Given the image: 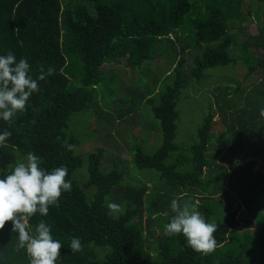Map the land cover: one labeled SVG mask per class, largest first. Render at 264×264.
Masks as SVG:
<instances>
[{"label":"trees","instance_id":"1","mask_svg":"<svg viewBox=\"0 0 264 264\" xmlns=\"http://www.w3.org/2000/svg\"><path fill=\"white\" fill-rule=\"evenodd\" d=\"M242 1L0 0V55L11 52L17 61L26 59L33 78L53 69L52 75L38 81L39 90L29 97L24 112L7 122L0 120V130L11 133L0 145V174L28 153L40 157L41 167L48 171L67 168L65 179L71 190L61 193L47 216L36 214L29 221L34 228L43 220L53 239L61 242L56 264H264V60L259 55L247 63L245 57L251 48L264 51V22L258 18L256 33L240 42L245 55L234 56L232 32L235 26L243 29L237 23L246 15ZM163 45L179 52L165 77L171 78L170 83L151 105L161 143L152 153L136 144L130 162L120 160V168L109 169L102 168L104 151L97 148L86 156V171L78 174L83 158L76 148L82 140L67 128L75 113L88 111L90 117H99L103 112L99 108L103 83L113 78L103 66L126 57L139 71L163 54ZM187 50L196 54L185 70L182 55ZM235 64L244 66L243 79L252 78L250 84L218 78L235 86H216L213 100L207 94L201 122L183 153L174 139L184 91L191 83L209 86V69ZM158 82L156 77L149 80L139 99L151 103L150 92ZM132 94L135 98L136 91ZM136 102L132 99L125 106V101L115 100L112 118L131 115ZM216 114L223 128L214 134ZM79 119L73 118L71 124ZM213 137L218 147L214 151L222 153L220 160L226 165L211 168ZM132 162L157 172V180L149 184V173L148 178L125 179L123 170L129 163L132 169ZM172 199L217 225L213 252L193 251L182 235L164 234L174 215L169 208ZM108 202L119 204L121 211L108 215ZM241 203L247 214L239 210ZM249 224L253 232H236ZM146 236L152 239L147 247ZM73 237L81 240L80 252L69 249ZM30 260L25 249L17 247V234L6 222L0 231V264H30Z\"/></svg>","mask_w":264,"mask_h":264},{"label":"rangeland","instance_id":"2","mask_svg":"<svg viewBox=\"0 0 264 264\" xmlns=\"http://www.w3.org/2000/svg\"><path fill=\"white\" fill-rule=\"evenodd\" d=\"M256 9H258L257 12ZM241 10L246 15L245 18L240 19L237 23L242 24L243 29L235 26L232 32L235 39L231 46V53L234 56L245 55V53L240 51V42L247 38L249 34L256 33L258 22H264V4H258L255 0H243ZM166 47L167 46L163 45V54L144 65L139 71L138 69L133 70L130 67L126 57H123L118 63L103 66V69L107 68L109 71L106 74L109 76L112 75L113 77L105 78V83H103V100H101L99 107H102L103 112L100 111L101 113L99 117H90L91 114L88 111L75 113L72 115L67 128V131L73 132L82 140V143L76 148V154L83 158V164L77 171L78 174L86 171V156L89 152L94 151L97 148H102L104 151L101 161L102 168L109 169L111 166L120 168V160L130 162L136 144L141 145L145 152L152 153L161 143V134L158 128L159 122L154 118L151 112V105L153 103H157L159 92L163 90L165 84L170 83L171 78L169 79L167 76V79H165V77L167 72L173 68L179 52V50L176 49L174 54ZM195 54L196 52L187 50L182 55L185 60V70L187 66H190L192 56ZM259 55L262 57V60H264V51H261L258 48H251L249 54L245 56L246 62H254ZM208 71H210L209 73L211 75L209 86L208 82L201 84H189L187 89L184 91L182 102L179 103L177 107L179 117L176 120V137L174 141L176 144L181 146L183 153H186L188 146L193 141L195 129L201 122V111L205 110L207 94H209L208 98L211 97V100H213V89L216 86L227 85L230 89H233L235 86L234 83L228 84L224 81L220 82L218 78L225 80L227 78L234 77L237 78L238 81L240 80V84L242 86L250 84V81L252 80V78L249 81L243 79V72L245 71V68L242 64H235L233 67L228 69L215 67L209 69ZM215 75L217 77H215ZM154 77L159 79V82L154 87L155 90L150 92L152 102H147L145 98L139 99L138 95L142 93V90L146 85H149V80ZM258 78L259 75L254 77L253 81H257ZM190 81L191 80H189V82ZM133 91H136L135 98L132 97ZM132 99L137 101L136 106H134L136 107L134 109V113L123 119L112 118L111 109L115 100H123L127 103L125 106H128L130 104V100ZM75 117H79L80 119L75 124H71V120ZM214 119L213 127L211 129L214 134H216L222 130L223 125L218 118V114L215 115ZM215 149H218V147L217 141L213 137L209 151V153L211 152L209 158H212L210 164L211 168H214L215 165L221 163L226 165V161L220 160L222 153L215 152ZM129 166L130 163L128 164V167ZM128 167L123 170V177L125 179H130L131 177L134 181L138 177L148 178L149 173L151 176L149 184H153V182L157 180L158 173L154 170L137 168L133 162L131 164L132 169ZM230 191L231 188L228 189L227 194H230ZM187 194V191L182 192L180 196L183 197ZM114 200H119V196L115 195ZM222 202L224 203L223 200ZM239 210H241V213L245 211L243 203L239 205ZM244 213L247 214L246 211ZM249 222L253 223L251 217ZM245 230L253 232L252 225H244L238 228L236 232H245ZM150 240L152 241L151 238H147L146 236V247L148 246Z\"/></svg>","mask_w":264,"mask_h":264},{"label":"clouds","instance_id":"3","mask_svg":"<svg viewBox=\"0 0 264 264\" xmlns=\"http://www.w3.org/2000/svg\"><path fill=\"white\" fill-rule=\"evenodd\" d=\"M30 67L26 59L17 61L11 52L0 55V120L7 122L15 113L24 112L29 97L39 90L38 81L53 73L49 67L33 78ZM10 135L9 131L0 130V145ZM67 174L64 166L51 171L41 167V158L34 153H28L10 171L0 174V231L7 222L17 234V247L24 248L31 258L30 264H56L60 256L62 244L53 239L50 226L40 220L33 228L29 221L36 214L47 216L49 206L58 203L62 192L71 190V182L65 179ZM106 208L108 215L121 211L120 205L114 202H108ZM169 208L174 215L165 225L166 236L182 235L196 252L214 251L215 223L206 222L198 211L188 205L181 206L177 199L170 201ZM69 249L73 253L82 250L79 237L70 240Z\"/></svg>","mask_w":264,"mask_h":264}]
</instances>
